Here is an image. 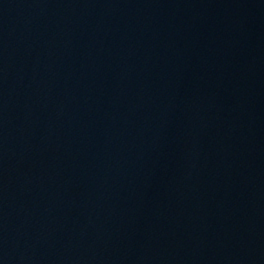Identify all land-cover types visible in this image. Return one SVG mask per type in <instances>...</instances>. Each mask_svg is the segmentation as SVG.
<instances>
[{
	"label": "water",
	"instance_id": "water-1",
	"mask_svg": "<svg viewBox=\"0 0 264 264\" xmlns=\"http://www.w3.org/2000/svg\"><path fill=\"white\" fill-rule=\"evenodd\" d=\"M0 264H264V0H0Z\"/></svg>",
	"mask_w": 264,
	"mask_h": 264
}]
</instances>
